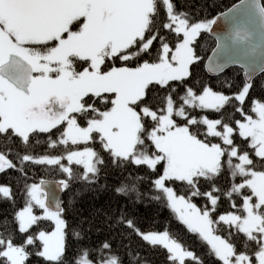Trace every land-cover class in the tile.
I'll list each match as a JSON object with an SVG mask.
<instances>
[{
	"label": "snow or ice",
	"instance_id": "6c2138e0",
	"mask_svg": "<svg viewBox=\"0 0 264 264\" xmlns=\"http://www.w3.org/2000/svg\"><path fill=\"white\" fill-rule=\"evenodd\" d=\"M204 7L0 0V264H264V0Z\"/></svg>",
	"mask_w": 264,
	"mask_h": 264
},
{
	"label": "trees",
	"instance_id": "16d2710c",
	"mask_svg": "<svg viewBox=\"0 0 264 264\" xmlns=\"http://www.w3.org/2000/svg\"><path fill=\"white\" fill-rule=\"evenodd\" d=\"M240 0H185L186 3H190L193 8H199L200 5H204V14L209 16V18H214L217 14L225 11L233 4L239 2ZM210 45L211 47H214V41L212 38H210ZM211 51L208 52V55ZM231 76L233 74V69L226 70ZM235 71H240L238 68L235 69ZM242 75V72H241ZM239 79V77H237ZM49 179H55V177H46ZM0 182H3L0 180ZM93 203H95L97 206L101 203H103V197L99 201H92L91 195L86 194L83 198V203L79 205V207L82 209L85 215H88L92 209ZM141 212L145 214L147 220H151L152 217V210L149 208L145 210L143 207L141 208ZM167 215V210H165L163 213H161V217ZM162 257H157L156 264H162Z\"/></svg>",
	"mask_w": 264,
	"mask_h": 264
},
{
	"label": "water",
	"instance_id": "95a60500",
	"mask_svg": "<svg viewBox=\"0 0 264 264\" xmlns=\"http://www.w3.org/2000/svg\"><path fill=\"white\" fill-rule=\"evenodd\" d=\"M239 4H240V1H239L238 3H236V4H234V5L231 6L229 9H227L226 11H224V12H222V13L228 12L230 9L234 8L236 5H239ZM222 13L218 14L217 16H221V17H222ZM217 16H216V17H217ZM215 27H216V31H217L218 33H223V32L226 30V26L224 25V23H223V19H222V18H221V21L219 22V24H218L217 26H215ZM212 38H213V40H214V42H215L214 37H212ZM209 55H211V53H210Z\"/></svg>",
	"mask_w": 264,
	"mask_h": 264
}]
</instances>
